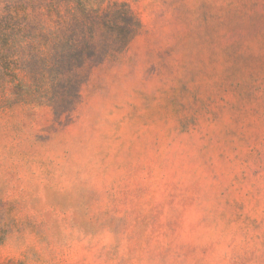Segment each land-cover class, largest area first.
<instances>
[{
    "label": "rangeland",
    "instance_id": "1",
    "mask_svg": "<svg viewBox=\"0 0 264 264\" xmlns=\"http://www.w3.org/2000/svg\"><path fill=\"white\" fill-rule=\"evenodd\" d=\"M0 264H264V0H0Z\"/></svg>",
    "mask_w": 264,
    "mask_h": 264
},
{
    "label": "trees",
    "instance_id": "2",
    "mask_svg": "<svg viewBox=\"0 0 264 264\" xmlns=\"http://www.w3.org/2000/svg\"><path fill=\"white\" fill-rule=\"evenodd\" d=\"M89 28H91V26ZM117 30H118V27H117ZM94 41L95 39L93 37L86 38L82 41L81 45L78 46V51L80 53V56H83L85 53L89 51V48L90 46L93 45ZM91 56H94V54H92ZM64 60H65V56L64 55L60 56L59 63H63Z\"/></svg>",
    "mask_w": 264,
    "mask_h": 264
}]
</instances>
